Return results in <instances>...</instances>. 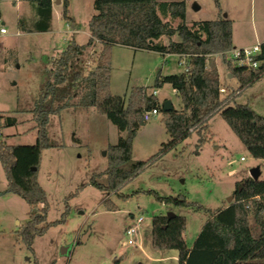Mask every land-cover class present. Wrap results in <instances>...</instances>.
<instances>
[{
	"label": "rangeland",
	"instance_id": "1",
	"mask_svg": "<svg viewBox=\"0 0 264 264\" xmlns=\"http://www.w3.org/2000/svg\"><path fill=\"white\" fill-rule=\"evenodd\" d=\"M56 1L53 0L51 31L24 33L19 21L33 20L30 1L0 0V30L6 31L0 33V112L18 122L15 127L1 130L9 145L35 144L37 130L32 110L39 100L51 58L64 51L71 40L83 45L89 39L88 22L95 14L94 0H69V16L76 28L63 18L61 0L59 4ZM181 1L186 6L184 20L163 15L161 4ZM157 2V14L174 28L180 24L190 27L198 22L230 20L233 49L226 53L228 60L236 49L264 44V0H218V4L215 0ZM194 5L199 9L195 10ZM172 41L180 38L175 35ZM158 42L166 45L169 39L162 37ZM99 50L98 46L96 54L86 58L85 73L94 68L93 60ZM210 61L217 66L223 88L236 92L231 105H248L264 117V77L240 89L220 54L210 57ZM110 62L112 95L127 98L133 88L145 87L156 91L161 104L170 101L176 110L181 109V99L169 84L158 89L154 84L159 73L185 71V60L177 55L115 45L110 51ZM77 101L78 98L72 102ZM162 119L160 112L137 131L132 160L152 161L114 194L91 186L90 181L94 178L100 184H108L107 152L125 132L95 108H69L52 116L49 135L60 147L43 151L38 182L47 195V221L60 220L67 210L66 221L36 237L32 250L29 249L19 235L28 219L29 206L21 197L7 192L8 180L0 163V264H114L119 259L120 264H179L176 250L154 248L153 218L169 213L184 217V238L191 248L209 217L208 210L233 202L237 183L250 177L251 169L259 167V179L264 180V161L251 157L220 114L210 118L207 130H197L163 151L172 138ZM149 191L161 197L181 196L194 205H166ZM105 199H110L118 210L108 211ZM196 205L206 211L197 210ZM140 217L143 222L138 224ZM132 226L138 228V233L132 237L135 244L129 245L126 231ZM86 234L87 241L83 243L81 239ZM64 248L69 249L68 253L63 252Z\"/></svg>",
	"mask_w": 264,
	"mask_h": 264
},
{
	"label": "trees",
	"instance_id": "2",
	"mask_svg": "<svg viewBox=\"0 0 264 264\" xmlns=\"http://www.w3.org/2000/svg\"><path fill=\"white\" fill-rule=\"evenodd\" d=\"M29 1L34 18L31 23L20 19V31H51L53 0ZM215 2L218 4V0ZM61 4L63 18L76 28L69 16V0H61ZM158 7L157 0H94L95 14L88 22V42L80 45L71 40L64 51L51 58L39 100L32 110L37 130L35 144L9 145L1 130L15 127L18 122L15 117L0 112V163L8 180L7 192L21 197L29 206L28 219L19 230L29 249L32 250L36 237L66 221L67 210L60 220L47 221L49 204L46 192L38 182V172L43 151L60 147L49 135L50 119L69 108H95L125 132V136L107 152L105 173L108 184H100L94 178L90 181L91 186L101 191L118 194L125 183L143 172L152 161L132 160V142L145 122L144 112L154 108L163 113L162 121L172 138L163 151L197 130H207L210 118L220 114L251 157L264 161V117L248 105H231L236 92H230L226 86V93H221L223 85L210 57L217 54L223 57L240 89L264 77V64L257 69H248L227 59L226 53L233 49V25L227 18L198 22L190 27L180 24L174 28L159 17ZM160 8L165 17L185 19V2L164 3ZM175 35L180 41H172ZM162 37H167L169 43L160 44L158 41ZM115 45L164 56L177 55L185 60L187 71L173 75L159 73L154 84L155 89L169 84L181 99V109L165 111L157 96L145 87L133 88L127 98L112 95L110 51ZM98 46L100 50L93 60L94 68L85 73L86 58L91 53L96 54ZM261 50L258 59L264 61V44ZM77 98V102H72ZM148 193L166 205H194L181 196L161 197L152 191ZM233 194V202L226 207L208 210L209 217L192 248L187 246L184 238V217L155 216L152 225L154 248L176 250L179 264H264V180L247 177L237 183ZM104 206L108 211L118 210L110 199L104 200ZM195 207L206 211L202 206ZM114 264H120V259Z\"/></svg>",
	"mask_w": 264,
	"mask_h": 264
},
{
	"label": "built area",
	"instance_id": "3",
	"mask_svg": "<svg viewBox=\"0 0 264 264\" xmlns=\"http://www.w3.org/2000/svg\"><path fill=\"white\" fill-rule=\"evenodd\" d=\"M6 31L5 29H1L0 33L4 34ZM262 54L261 47L254 46L252 48H242V49H236L233 51L231 61L233 64L237 66H245L248 69H257L260 66L264 64L263 60L258 59V57ZM185 59V58H184ZM185 63V62H184ZM186 71L188 68L185 69ZM221 93L225 94L226 90L225 88H221ZM154 95H156V91L153 92ZM160 111L157 108H154L152 110L146 111L143 114V120L149 121L152 117L159 115ZM1 136V132H0ZM138 224H141L143 222V218H138ZM138 233V228L136 226H132L127 229L126 234L130 237L128 239L127 243L129 245L135 244V240L132 239L136 234Z\"/></svg>",
	"mask_w": 264,
	"mask_h": 264
},
{
	"label": "water",
	"instance_id": "4",
	"mask_svg": "<svg viewBox=\"0 0 264 264\" xmlns=\"http://www.w3.org/2000/svg\"><path fill=\"white\" fill-rule=\"evenodd\" d=\"M56 3L59 4V3H60V0H57ZM194 9H195V10H198V9H199V6L194 5ZM225 17H226V15H225ZM151 42H152V41H151ZM163 108H164L165 111H171L172 109H174V107H173V105H172V103H171L170 101H165V102L163 103ZM260 175H261V171H260V168H259V167H255V168L251 169V171H250V177H251L253 180H255V181L259 180ZM231 199H232V197L229 198L228 201L230 202ZM174 215H175V214H173V213H169V214H168V217H169V218H172ZM87 237H88V234L84 235V236L82 237V239H81V242L85 243V242L87 241ZM68 251H69L68 248H64V250H63L64 253H68Z\"/></svg>",
	"mask_w": 264,
	"mask_h": 264
},
{
	"label": "crops",
	"instance_id": "5",
	"mask_svg": "<svg viewBox=\"0 0 264 264\" xmlns=\"http://www.w3.org/2000/svg\"><path fill=\"white\" fill-rule=\"evenodd\" d=\"M53 7V6H52ZM89 38H90V34H89ZM89 40V39H88ZM88 42V41H87ZM160 54V53H159ZM232 77V76H231ZM200 233V232H199ZM199 235V234H198ZM192 248V247H191ZM178 258V257H177Z\"/></svg>",
	"mask_w": 264,
	"mask_h": 264
}]
</instances>
